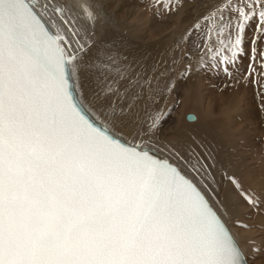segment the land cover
<instances>
[{"label":"snow or ice","instance_id":"1","mask_svg":"<svg viewBox=\"0 0 264 264\" xmlns=\"http://www.w3.org/2000/svg\"><path fill=\"white\" fill-rule=\"evenodd\" d=\"M78 6L97 21L93 3ZM48 11L66 30L50 29ZM201 20L187 33H199L197 68L231 78L249 57L250 73L258 58L264 69V0H215ZM75 22L53 0H0V264H248L209 198L208 146L169 145L173 162L145 143L158 142L176 63L188 61L182 76L194 70L189 51L149 66L85 39ZM92 110L141 143H122ZM223 179L264 209L261 194Z\"/></svg>","mask_w":264,"mask_h":264},{"label":"bare ground","instance_id":"2","mask_svg":"<svg viewBox=\"0 0 264 264\" xmlns=\"http://www.w3.org/2000/svg\"><path fill=\"white\" fill-rule=\"evenodd\" d=\"M147 1L150 0H89L93 3L97 15V21L94 22L87 21L78 6L80 0H53V4L59 5L66 13L75 17V26L85 39L90 36L95 41L105 40L107 41L105 47L115 46L132 61L149 66L153 64L164 66L166 63L171 65L174 56L183 50L189 51L194 70L187 76L190 80H187L188 78L184 80H187V87L193 92L194 101L183 109L196 112L197 119L181 123L180 121L184 119L182 117L179 119L180 124L175 123L177 118L172 114L174 108L169 107L170 105L165 108L167 102L172 101V98L176 99L177 88L181 84L180 79L178 80V77L182 76L178 61L172 73L176 87L171 92H165L164 98L159 102V106L165 110L166 120L160 130L158 142L145 143L171 159L173 158L168 150L169 145L187 144L195 138L208 146L216 162V180L212 184L215 191L209 198L228 224L243 252L250 255L252 264H264V209L250 208L239 197L233 185L223 179L225 175H235L246 190L264 197V69L261 68L258 58L253 64L255 72L250 73V59L247 57L246 64L239 62L236 68H230L231 78L215 69H208L203 73L208 80H205L204 75L201 78V74H197L200 68L195 65L197 49L192 46L193 43L199 42V33L191 36L190 49L189 45L187 47L183 42L188 31L186 34L183 32L185 35L181 34L179 29L183 24L179 23L186 22L183 28L190 23V30L198 20L203 23L201 17L208 12L215 0H183L179 7L175 5L180 4V0H154V3ZM45 2L47 0H40L41 4ZM181 14L183 18L179 22L178 15ZM158 16H161V19H158ZM45 19L53 30L57 27L66 30V25L58 12L48 11ZM159 20L164 24L161 27ZM144 34L145 37L149 36L145 38L148 40L146 42L141 40ZM247 34L252 38L253 29H248ZM248 41L251 39L248 38ZM245 47L250 56V43H246ZM259 47L264 49V43ZM243 60L244 58L241 60L242 63ZM205 81H208V84L203 92L201 85H205ZM164 85L165 81L162 80L160 85L162 89ZM85 102L91 108V105ZM202 105H205V109ZM227 110L230 111L229 117L224 116ZM93 111L112 127L108 120ZM112 128L131 141L141 142L133 129ZM212 196L215 199H212Z\"/></svg>","mask_w":264,"mask_h":264},{"label":"rangeland","instance_id":"3","mask_svg":"<svg viewBox=\"0 0 264 264\" xmlns=\"http://www.w3.org/2000/svg\"><path fill=\"white\" fill-rule=\"evenodd\" d=\"M151 1H152V3H154V0H150V1H147V2H149V3H151ZM148 9V8H147ZM159 18L158 19H161L160 17L161 16H158ZM179 17H181V18H179ZM183 18V14H181V16L180 15H178V20H179V22L181 21V19ZM161 20H159L158 21V23H159V26L161 27V26H163L164 24H163V21H161L162 22V24H161V22H160ZM183 22V23H182ZM182 22H180L179 23V25H182V27H180V29H179V32H181V34H184L183 32H185V34H186V32L187 31H189L190 30V28H191V25H190V23L188 24V25H185V27L187 28V29H185V27L183 28V26H184V24L186 23L185 21H182ZM158 26V25H157ZM190 26V27H189ZM183 28V29H182ZM141 31H144V30H141ZM140 31V32H141ZM188 33V32H187ZM184 34V35H185ZM186 37H184L183 38V42L184 43H186L187 44V47H188V45H189V47H190V49H191V37H190V40H189V38L187 37V34L185 35ZM247 36H248V38H250V39H252L251 37H249V34H247ZM147 38H149V36H146ZM145 37V34L144 35H142L141 36V40L142 41H144V42H146V41H148V40H146L147 38ZM146 38V39H145ZM185 39H187V40H185ZM185 41H187V42H185ZM189 43V44H188ZM157 47V46H156ZM193 51V50H192ZM247 61H248V58L247 57H244V60H243V63H242V61H240L241 62V64H246L247 63ZM188 62H186V61H179L178 62V65H179V70L181 69H183L184 67H185V64H187ZM244 66H246V65H244ZM178 70V73L181 71H179ZM201 72V73H200ZM206 71L204 70V69H201L200 68V71L197 73V74H201L200 76H201V78H202V76L204 75L205 76V80L207 79V77H206V74H203V73H205ZM181 73V72H180ZM199 75H196V76H199ZM203 76V77H204ZM184 78H188V77H185V76H181V77H178V80H179V83H181L180 85H179V87L177 88V92H178V94H177V96H176V99H173L172 98V101H170L173 105H171V103L170 102H167L166 100H164V102H167V105L165 106V108L167 107V106H169V107H173L174 108V111H173V115L175 114V117L177 118V121L175 122V123H178V124H180V122L182 123V122H186V120H185V118L183 119V121L181 120L180 122H179V119H182V117H184V115L186 114V111H187V113L188 112H192V113H196V112H194V111H188V110H184L183 108H185L186 109V105H188V104H190L191 102H193L194 101V99H193V92L191 91V89H190V87L188 88L187 86H188V82H186L187 80H190L189 78L186 80H184ZM200 78V79H201ZM182 80H184V81H182ZM201 80H204V78L203 79H201ZM208 80V79H207ZM184 83H182V82ZM186 82V83H185ZM206 82V81H205ZM202 84H204V81L202 82ZM207 84H208V81L205 83V85H201V87H202V90H203V92H205L204 91V89H205V86H207ZM181 88V89H180ZM188 89V90H187ZM190 89V90H189ZM185 92H184V91ZM180 98H179V97ZM191 96H192V99H191ZM182 97V98H181ZM175 98V97H174ZM180 103V104H179ZM184 105V106H183ZM203 106V108L205 107V105H202ZM205 109V108H204ZM176 110V111H175ZM183 111H185V112H183ZM180 112H182V113H184V114H182V113H180ZM177 114V115H176ZM197 115L198 114H196L195 116H196V118H195V120L197 119ZM177 116H179V117H177ZM225 117H229L230 116V111L229 110H227L226 111V113H225V115H224ZM188 122V121H187ZM149 145V144H148ZM212 202V201H211ZM212 204H213V202H212ZM213 206H214V204H213ZM214 208H216V207H214ZM217 210V209H216ZM218 211V210H217ZM218 214H220L219 212H218ZM222 217V216H221ZM223 219V218H222ZM227 225V227L229 228V226H228V224H226ZM231 232V234H232V231H230ZM235 238V237H234ZM236 239V238H235ZM238 243V242H237ZM239 245V244H238ZM239 247H240V245H239ZM241 248V247H240ZM242 249V248H241ZM243 251V250H242ZM245 255H246V257L248 258V264H252V260H251V257H250V255L249 254H246L245 253Z\"/></svg>","mask_w":264,"mask_h":264},{"label":"water","instance_id":"4","mask_svg":"<svg viewBox=\"0 0 264 264\" xmlns=\"http://www.w3.org/2000/svg\"><path fill=\"white\" fill-rule=\"evenodd\" d=\"M49 27H50V25H49ZM50 29H52V28L50 27ZM77 95H79V93H77ZM84 103H85V105L87 107H89L85 101H84ZM90 118L93 119V121L97 124V126L111 128L112 132L115 133L116 137L118 139H120L122 143L127 142L130 145H137V144L141 143V142H138V141H131L124 134H122V133L116 131L115 129H113L108 123L104 122L93 110L90 112ZM184 118H185L186 121L191 122V121L195 120L196 116H195L194 113L188 112V113L185 114ZM147 147H150L152 149L153 154L156 155L158 158H168V159L173 161V159H171L169 156H167L165 153L159 151L158 149H156L154 147H151L150 145H147ZM173 162H175V161H173Z\"/></svg>","mask_w":264,"mask_h":264}]
</instances>
